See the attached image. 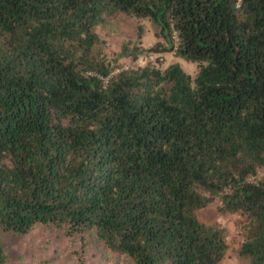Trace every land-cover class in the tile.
I'll use <instances>...</instances> for the list:
<instances>
[{"label":"trees","instance_id":"1","mask_svg":"<svg viewBox=\"0 0 264 264\" xmlns=\"http://www.w3.org/2000/svg\"><path fill=\"white\" fill-rule=\"evenodd\" d=\"M151 22L108 55L98 27ZM196 63L162 68L165 53ZM154 53L155 61L123 67ZM264 264V0H0V264L8 236L95 233L130 264Z\"/></svg>","mask_w":264,"mask_h":264},{"label":"rangeland","instance_id":"2","mask_svg":"<svg viewBox=\"0 0 264 264\" xmlns=\"http://www.w3.org/2000/svg\"><path fill=\"white\" fill-rule=\"evenodd\" d=\"M143 26V46L150 48L158 38L155 26L147 20L121 16L98 27V32L106 40V53L117 55L124 42H135L138 37L139 26ZM156 54L151 53L131 61L130 58H121L123 67H137L149 61H155ZM179 62L184 70L193 76L198 71L196 63L187 61L175 52L165 53L164 63ZM220 201L215 200L210 206L199 212L203 222L217 224L228 229L229 251L223 264H244L238 256L237 249L241 240V224L245 218L236 214L222 215L218 209ZM6 244L10 254L8 264H130L126 257L110 250L96 234L68 236L61 229L45 228L40 226L23 237L8 236Z\"/></svg>","mask_w":264,"mask_h":264}]
</instances>
